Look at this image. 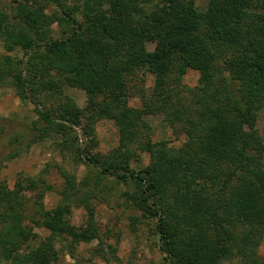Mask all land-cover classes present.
<instances>
[{
  "label": "trees",
  "instance_id": "trees-1",
  "mask_svg": "<svg viewBox=\"0 0 264 264\" xmlns=\"http://www.w3.org/2000/svg\"><path fill=\"white\" fill-rule=\"evenodd\" d=\"M72 1L64 9L56 0L63 17L28 0L12 15L0 9L7 52L0 85L33 103L37 115L25 145L51 139L87 169L78 180L57 166L63 183L51 209L43 204L54 190L47 169L11 188L0 183V264H59L55 238L69 252L99 238L92 201L106 179L132 186L123 195L153 220L167 264H264L257 253L264 138L256 128L264 108V0H209L204 10L196 0ZM188 69L199 73L194 88L181 83ZM144 72L155 76L153 90L140 95L141 107L130 106L128 82ZM65 86L84 90L86 106ZM160 113L183 123L179 147L152 140L145 116ZM101 119L112 120L118 133V145L105 154L93 149ZM137 150L149 158L138 170L131 167ZM73 207L86 211L84 225L70 223ZM35 228L49 235L41 239Z\"/></svg>",
  "mask_w": 264,
  "mask_h": 264
},
{
  "label": "rangeland",
  "instance_id": "rangeland-1",
  "mask_svg": "<svg viewBox=\"0 0 264 264\" xmlns=\"http://www.w3.org/2000/svg\"><path fill=\"white\" fill-rule=\"evenodd\" d=\"M26 0H0V9L13 14L19 4ZM30 4H36L46 14H58L62 12L56 6V0H28ZM63 3L64 9L73 5L72 0H57ZM209 0H196L198 10H204ZM73 16L80 18L77 12ZM52 35L59 37L60 26L57 23L51 25ZM147 48L152 50L154 44L146 43ZM6 50L0 42V60ZM18 56L22 52H18ZM199 73L188 69L183 75L181 83L185 88H194L198 84ZM155 76L144 72L141 79L128 82L129 95L128 104L133 107H141L140 95H150L154 87ZM9 80V79H8ZM142 87V89H138ZM65 93L74 98L80 107L87 103L86 93L82 89L65 86ZM189 100V94L185 93ZM174 99L173 101H175ZM185 104L187 100L185 99ZM2 117V118H1ZM37 119L34 105L30 101L22 102L16 95L14 88L10 85H0V183L13 187L14 182L22 176H36L43 169H47L46 181L54 185V190L47 192L43 198V204L47 209L57 205L63 178L60 176L57 166L75 174L80 180L87 169L83 163L77 161L69 149L60 150L51 139L25 145L29 136V125ZM145 119L151 127V138L153 141H166L169 146L179 147L186 140L183 123L178 120L173 122L167 120L165 113L150 114ZM256 128L264 138V108L258 113ZM97 145L93 148L99 153H108L118 145L117 129L109 119H101L96 123ZM14 137L18 140L14 142ZM79 143L84 146L86 138L80 137ZM138 158L131 162V167L138 170L144 168L148 163L146 153L136 151ZM14 154L13 156H11ZM264 163V154L261 155ZM107 184L102 188L100 196L92 201L94 207V220L98 228L99 238L88 242L79 243L76 248L69 252L57 237L54 245L59 250V264H167L164 254L159 248L158 237L154 231L152 219L143 217L142 213L132 206L125 191H132L131 185H126L113 180H104ZM112 185L108 189V185ZM70 223L74 226H82L86 222V211L83 207H73L69 216ZM35 232L42 238L49 235L46 228H35ZM257 253L264 261V236L258 246ZM221 264H239L238 258L225 259Z\"/></svg>",
  "mask_w": 264,
  "mask_h": 264
}]
</instances>
